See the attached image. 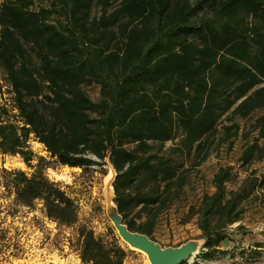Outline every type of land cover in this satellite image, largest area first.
Wrapping results in <instances>:
<instances>
[{
	"label": "trees",
	"instance_id": "obj_1",
	"mask_svg": "<svg viewBox=\"0 0 264 264\" xmlns=\"http://www.w3.org/2000/svg\"><path fill=\"white\" fill-rule=\"evenodd\" d=\"M87 84L97 86L96 101ZM0 99V155L26 168L0 166V264L24 257L23 231L12 225L20 209L37 212L32 227L52 223L50 243L79 264H123L133 250L119 242L103 205L92 202L80 217L78 197L46 170L77 167L95 179L109 165L121 223L152 239L158 213L205 157L196 160L216 127L228 140L239 128L233 118L264 109V0H0ZM251 129L243 165L264 157V111ZM173 155L191 161L183 167ZM232 177L231 167H218L213 190L187 209L202 238L195 258L227 253L219 248L226 228L264 185V171L227 189ZM94 216L103 218L100 231Z\"/></svg>",
	"mask_w": 264,
	"mask_h": 264
},
{
	"label": "rangeland",
	"instance_id": "obj_2",
	"mask_svg": "<svg viewBox=\"0 0 264 264\" xmlns=\"http://www.w3.org/2000/svg\"><path fill=\"white\" fill-rule=\"evenodd\" d=\"M91 13H97V9L93 8ZM83 89L91 100L96 101L98 99L96 85L87 84L83 86ZM3 97H7V94L4 93ZM263 111L264 109L253 111L245 119L233 118L232 121L238 124L239 128L237 134L228 140H220L223 132L220 129V124L216 127L212 135L213 140L211 144L201 150L196 160L203 152L205 157L197 164L188 168L186 184L182 186L177 195H172L171 200L158 213L155 227L150 234L152 241L162 248L190 244L196 251L189 259L188 257L185 258L184 260L186 261L195 259L202 264H229L230 259L242 257V261L249 262L248 264H264V185L256 188L243 202L244 211L241 219L226 228L227 239L220 243L219 248L226 249L227 253H215L211 260L195 258L201 251L202 238L200 237V230L196 226L195 216H187L186 214L189 205L195 206L198 204L202 193H210L213 190L211 176L218 167H231L233 177L225 183L227 189L236 187L240 180L250 172L254 175H259L264 171V157L258 160H251L244 165L238 161L241 151L250 143L252 137L255 136L251 125L255 117ZM222 123L228 122L223 120ZM175 141L176 139L174 141H166L161 150L168 154V148ZM257 143L263 144L264 137L260 138ZM29 145L32 151L39 155H45L42 147L37 142L30 140ZM173 160L177 162L182 161L183 167H186L190 163L191 158L186 159L173 155ZM0 166L26 170L24 164L17 156L0 155ZM106 170V173L110 172L113 177V170L109 165L106 166ZM79 172L80 169L77 167L59 165L55 169L46 170L48 178L69 185L68 190L71 192V195L78 197L80 217H87L89 215V206L92 202L96 201L103 205L104 216L113 227L119 242L126 245L128 249L133 250V253L126 255L123 264H149L142 252L128 247L122 240L106 213L105 186L103 182L106 174L98 178L96 175L94 179L90 178L87 174L80 175ZM111 180L109 181L110 188ZM112 196L111 188L110 201L113 204ZM4 204L5 202L0 198V208L4 207ZM33 214L38 215L37 212L25 213L20 209L17 217L12 222L13 226H17L23 231L22 241L25 251L24 257L12 260V264H79L75 255L68 252L65 246L62 247L60 252L50 243L49 239L56 232L52 223L41 220L38 223L39 228L30 225L29 218ZM91 223L96 231H100L104 222L102 217L94 216ZM45 235L48 237L47 240L43 238Z\"/></svg>",
	"mask_w": 264,
	"mask_h": 264
},
{
	"label": "water",
	"instance_id": "obj_3",
	"mask_svg": "<svg viewBox=\"0 0 264 264\" xmlns=\"http://www.w3.org/2000/svg\"><path fill=\"white\" fill-rule=\"evenodd\" d=\"M118 224H121V228L118 229V234L122 240L147 252L149 260L156 264H176L187 258L191 253L192 246L190 244L162 248L146 235L127 230L120 219H118ZM189 262L191 261H187V263Z\"/></svg>",
	"mask_w": 264,
	"mask_h": 264
},
{
	"label": "bare ground",
	"instance_id": "obj_4",
	"mask_svg": "<svg viewBox=\"0 0 264 264\" xmlns=\"http://www.w3.org/2000/svg\"><path fill=\"white\" fill-rule=\"evenodd\" d=\"M111 177H112V176H111V173L108 172V173L105 175L104 179H103L104 186H105V187H104L105 210H106V213H107L108 217L110 218L111 222L114 224L116 231L118 232V231H119L118 229L121 228V224H118L119 215H118V213L116 212V210H115V208H114V205H113V204L111 203V201H110V198H111V188H110V186H109V181L111 180ZM118 233H119V232H118ZM124 242H125V241H124ZM125 243L128 245V247H130V248H132V249H136V250L142 252V253L146 256V258H147L149 264H156V263L151 262V261L149 260V255H148L147 252H145L144 250H140V249H138L137 247H135V246H133V245L127 243V242H125ZM195 251H196V249H195L194 247H191V253H190V255L188 256V259L191 257V255H192Z\"/></svg>",
	"mask_w": 264,
	"mask_h": 264
},
{
	"label": "built area",
	"instance_id": "obj_5",
	"mask_svg": "<svg viewBox=\"0 0 264 264\" xmlns=\"http://www.w3.org/2000/svg\"><path fill=\"white\" fill-rule=\"evenodd\" d=\"M248 263L246 261L243 262L242 261V257H234V258L230 259V263L229 264H248Z\"/></svg>",
	"mask_w": 264,
	"mask_h": 264
},
{
	"label": "crops",
	"instance_id": "obj_6",
	"mask_svg": "<svg viewBox=\"0 0 264 264\" xmlns=\"http://www.w3.org/2000/svg\"><path fill=\"white\" fill-rule=\"evenodd\" d=\"M256 248H259V247H256ZM226 250V249H225Z\"/></svg>",
	"mask_w": 264,
	"mask_h": 264
}]
</instances>
